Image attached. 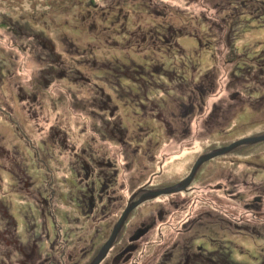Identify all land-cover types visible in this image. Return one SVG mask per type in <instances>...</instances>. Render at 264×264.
<instances>
[{"label":"rangeland","instance_id":"374dc122","mask_svg":"<svg viewBox=\"0 0 264 264\" xmlns=\"http://www.w3.org/2000/svg\"><path fill=\"white\" fill-rule=\"evenodd\" d=\"M263 54L264 0H0V264H32L26 254L46 246L57 222L74 240V225L95 224L81 194L100 168L113 174L101 162L117 166L125 225L183 195L151 191L185 178L205 142L264 126L255 100L264 96ZM259 141L242 171L225 156L203 158L188 190L231 205L249 199L238 201L244 186L264 194ZM83 162L96 177L84 178ZM209 171L210 183L200 178ZM46 183L54 214L43 205ZM262 199L258 214L242 207L243 233L197 221L199 234L224 238L231 264L264 262ZM157 253L148 264H167Z\"/></svg>","mask_w":264,"mask_h":264},{"label":"flooded vegetation","instance_id":"af4514ba","mask_svg":"<svg viewBox=\"0 0 264 264\" xmlns=\"http://www.w3.org/2000/svg\"><path fill=\"white\" fill-rule=\"evenodd\" d=\"M263 55L258 56L264 57ZM260 57H257L256 63L263 65L262 68L260 66L261 70L258 68L261 73L264 70V62L258 61L263 59ZM193 87L197 88L198 86ZM209 87L210 85L207 86L208 91ZM198 88L201 89V86ZM238 92L239 89L235 90L233 94L235 93L234 95H236ZM255 100L264 103V96H258ZM169 131L172 132L173 130L169 129ZM218 134L224 136L222 133ZM210 135H212V132L209 133ZM261 135H264V126L252 131H246L234 139L220 140L219 144H214L212 137L211 142H205L204 145L200 146L202 150L196 151L193 162L195 164L206 151L229 145L240 137ZM261 139L238 143L223 153L212 155L210 159H216L221 155L225 156L224 159L227 157L229 159L228 162L233 163L230 166L232 169L242 171L247 166L246 160H248V156H246L244 151L263 147L261 141H259ZM101 163L107 166L111 165L113 174L111 175L112 171L100 168L97 173L102 176L99 179L93 178L88 186L85 184L84 188L87 187V189L81 194V199H83L86 206V208H83L82 213L89 215L88 220L95 224L74 225L71 229V234L74 235L75 232H79L75 236V240L70 239L66 232V225L62 224V222L53 224L51 229L47 227L45 234L47 235L48 243L46 246L41 243V246L44 245L41 250L38 249L36 251L33 248L31 252L26 254L30 261H33L32 264H96L97 262L100 264L105 257L108 258L107 264H148L154 263L153 258H156L155 253L157 251V254L160 251L159 257L162 263L166 262L167 264H197L198 262H201L200 264H231L229 262V253L227 252L228 243L224 238H216L211 235L210 230L208 234L206 232L199 234V226H196L195 223L197 221L212 222L210 223L211 227L216 228V224L218 233L224 230L223 233L228 232V227L233 226L238 227L237 232L243 233V228L250 224V219L246 216V212L243 211L242 207L244 206L247 210H253L258 214L260 201L264 196V194L256 190V187L244 186L237 195L238 201L242 196H247L249 199H246V201L240 199L244 203L242 205H231L225 198H220L216 192L208 190L209 194L206 192L202 196L194 188L195 186L188 190L189 188H187L186 184L183 195H178L176 198L165 201L166 203L156 213L147 214L137 224L129 223L125 225L128 213L127 217L123 219L124 223L117 225L118 219L126 206L125 201L123 207L119 209L122 201L118 204V200L123 198V196L119 198L116 187H113L117 183V166L114 163ZM200 164L198 163L194 170V166L191 167L190 172L193 170V173L189 180L190 182L199 173ZM83 168L85 169L84 178H89L90 174L96 177L94 171L88 173V169H93L92 166L83 162ZM210 176L212 174L209 171L201 175L200 178L208 179V183H210ZM149 180L150 178H147L142 185L149 182ZM46 188L48 195L51 197L41 193L43 205L50 208L51 213L54 214L55 208H53L51 199L55 194L54 188L47 183ZM132 188L133 186L130 184L129 189L131 190ZM222 193L221 196H224ZM112 208L115 210L110 215L109 211ZM98 213L102 217H99L100 221L96 223ZM207 237H209L210 241L206 240ZM212 240L217 243L212 242ZM208 243L211 245L207 246ZM153 250L154 252H152ZM102 256L103 258H101ZM261 260L257 264H264L263 261L261 263ZM196 261L198 262L195 263Z\"/></svg>","mask_w":264,"mask_h":264},{"label":"water","instance_id":"95a60500","mask_svg":"<svg viewBox=\"0 0 264 264\" xmlns=\"http://www.w3.org/2000/svg\"><path fill=\"white\" fill-rule=\"evenodd\" d=\"M263 137H264V135H261V136L242 137V138H239V139H237V140L232 141L229 145H226V146L221 147V148H217V149H215V150H213V151H211V152H209V153H207V154H204V155H202V157H200V158L197 160V162L194 164L193 170H194V168L197 166V164L200 163L201 160H202L203 158H205V157H208V156H210V155H212V154H216V153H219V152L225 151V150H227L228 148H230V147H232V146H234V145H236V144H238V143H241V142H244V141H250V140L260 139V138H263ZM193 170H192L191 172H189V174H188L185 178L179 180L178 182H176V183H174V184H171V185H168V186H165V187H162V188H158V189H156V190H154V191H151L152 194H155V193H157V192L173 191V190H177V189H180V188H184L185 185L189 182V180H190V178H191V176H192ZM125 213H126V212H124V213L121 215V217L119 218V220H118V222H117V225L120 224L121 221L124 219V215H125ZM115 226H116V225H115Z\"/></svg>","mask_w":264,"mask_h":264}]
</instances>
